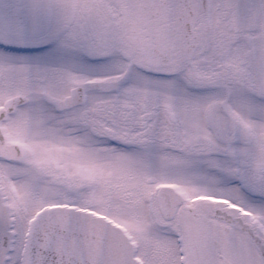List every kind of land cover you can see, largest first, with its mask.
Instances as JSON below:
<instances>
[{
  "label": "snow or ice",
  "instance_id": "6c2138e0",
  "mask_svg": "<svg viewBox=\"0 0 264 264\" xmlns=\"http://www.w3.org/2000/svg\"><path fill=\"white\" fill-rule=\"evenodd\" d=\"M0 264H264V0H0Z\"/></svg>",
  "mask_w": 264,
  "mask_h": 264
}]
</instances>
